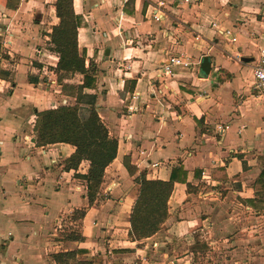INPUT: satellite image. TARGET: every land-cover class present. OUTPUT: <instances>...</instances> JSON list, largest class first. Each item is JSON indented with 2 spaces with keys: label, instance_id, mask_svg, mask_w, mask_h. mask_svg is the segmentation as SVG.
Instances as JSON below:
<instances>
[{
  "label": "crops",
  "instance_id": "crops-1",
  "mask_svg": "<svg viewBox=\"0 0 264 264\" xmlns=\"http://www.w3.org/2000/svg\"><path fill=\"white\" fill-rule=\"evenodd\" d=\"M56 1L0 0L11 39L0 59V264H57L67 251L76 252L69 264H264V100L254 76L264 0H74L79 53L97 68L84 93L118 139L91 204L89 161L68 170L75 146L35 139L36 110L76 103L63 84L83 78L59 81L55 70ZM175 54L193 68L164 74ZM141 174L176 179L160 230L133 240ZM76 210L82 240L63 229Z\"/></svg>",
  "mask_w": 264,
  "mask_h": 264
},
{
  "label": "trees",
  "instance_id": "trees-1",
  "mask_svg": "<svg viewBox=\"0 0 264 264\" xmlns=\"http://www.w3.org/2000/svg\"><path fill=\"white\" fill-rule=\"evenodd\" d=\"M134 1L128 0L125 7L133 5ZM55 6L59 23L52 29L49 45L59 55L55 70L58 74L67 73L70 77L80 74L83 78L78 85L63 84L64 88L75 89V104L36 110L35 139L40 146L62 142L75 146V152L65 165L68 170L78 169L83 161H89L85 178L88 181V198L91 204L103 182L107 166L116 158L118 139L110 134L98 112L97 96L84 93L86 88L96 87L97 68L93 63L87 67L85 55L79 53L78 28L81 21L75 13L74 0H57ZM58 78L63 81L60 76ZM128 169L131 174L134 173L131 165H128ZM175 179V175L168 181L148 179L143 174L136 177L140 187L130 216V236L133 240L148 238L160 230L168 216V200ZM258 180L264 182V169ZM78 211L83 217L84 212ZM68 239L82 240L83 237L71 233ZM53 257L57 264H69V260L76 257V252H59Z\"/></svg>",
  "mask_w": 264,
  "mask_h": 264
},
{
  "label": "built area",
  "instance_id": "built-area-1",
  "mask_svg": "<svg viewBox=\"0 0 264 264\" xmlns=\"http://www.w3.org/2000/svg\"><path fill=\"white\" fill-rule=\"evenodd\" d=\"M156 13H154L155 18H159L160 10L159 7H156ZM214 24V23H212ZM226 33L230 34V30H226ZM9 33L7 32L6 28L0 25V59L6 60V56H11L10 51L8 50V45L11 44V39L8 38ZM10 59V58H9ZM10 63V62H9ZM9 68L12 69L16 66L14 62L9 64ZM172 66H181L184 68L191 69L194 66V62L189 60L187 56L184 54H175L172 55L168 63L162 68V72L164 74H169L172 70ZM254 76H255V88L257 89V96L259 98H262L264 100V47L260 50V58L257 66L254 69ZM6 85V80L2 77H0V87L3 89V86ZM1 91V89H0ZM61 105H69L68 101L65 99L62 101ZM54 107H57L55 105ZM0 142V146H1ZM154 166H158V163H154Z\"/></svg>",
  "mask_w": 264,
  "mask_h": 264
},
{
  "label": "rangeland",
  "instance_id": "rangeland-1",
  "mask_svg": "<svg viewBox=\"0 0 264 264\" xmlns=\"http://www.w3.org/2000/svg\"><path fill=\"white\" fill-rule=\"evenodd\" d=\"M6 3L5 2H0V9L2 10V11H4L3 10V7H6V5H5ZM51 48V47H50ZM52 50V49H51ZM52 51H54V50H52ZM55 52V51H54ZM36 55H38L39 56V51H38V53L36 54ZM37 57V56H36ZM8 58V57H7ZM16 60H18L17 58H14L13 60H12V62H14L15 63V61ZM47 66H49V65H47ZM16 67V66H15ZM15 67H13L12 69H14ZM2 70H0V72H1ZM47 71L49 72L50 71V69L48 68L47 69ZM57 75H58V77L60 76L61 78H65V77H70V75L69 74H67V73H61V74H58L57 73ZM66 90H67V92L68 93H72V94H74L75 95V93H76V91H75V89H72V88H66ZM74 101H72V104H70V105H73V104H75V103H73ZM61 106V105H60ZM81 214H80V211H74L71 215H69L68 217H66V220H65V222L63 223V229H65L66 230V232H67V234H69L70 232L71 233H73V234H78L79 232H80V219H81ZM72 262L74 263V262H76V260H72ZM80 263V262H79ZM76 264V263H75Z\"/></svg>",
  "mask_w": 264,
  "mask_h": 264
},
{
  "label": "water",
  "instance_id": "water-1",
  "mask_svg": "<svg viewBox=\"0 0 264 264\" xmlns=\"http://www.w3.org/2000/svg\"><path fill=\"white\" fill-rule=\"evenodd\" d=\"M210 62L208 60V58H205L204 62L202 63L201 67L206 69V70H209L210 69Z\"/></svg>",
  "mask_w": 264,
  "mask_h": 264
}]
</instances>
